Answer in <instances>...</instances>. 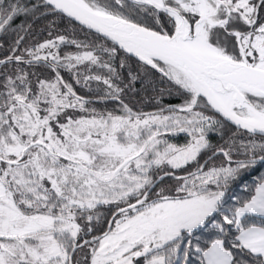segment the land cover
<instances>
[{"label":"snow or ice","instance_id":"1","mask_svg":"<svg viewBox=\"0 0 264 264\" xmlns=\"http://www.w3.org/2000/svg\"><path fill=\"white\" fill-rule=\"evenodd\" d=\"M0 264H264V0H0Z\"/></svg>","mask_w":264,"mask_h":264}]
</instances>
